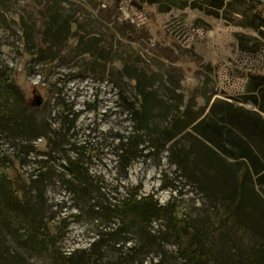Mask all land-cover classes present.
<instances>
[{
	"label": "rangeland",
	"instance_id": "rangeland-1",
	"mask_svg": "<svg viewBox=\"0 0 264 264\" xmlns=\"http://www.w3.org/2000/svg\"><path fill=\"white\" fill-rule=\"evenodd\" d=\"M49 1L0 0V264H264V184L203 137L264 117V0H59L69 39L41 45Z\"/></svg>",
	"mask_w": 264,
	"mask_h": 264
},
{
	"label": "trees",
	"instance_id": "trees-1",
	"mask_svg": "<svg viewBox=\"0 0 264 264\" xmlns=\"http://www.w3.org/2000/svg\"><path fill=\"white\" fill-rule=\"evenodd\" d=\"M224 2L225 0L209 1V3H211L213 6H216L218 10H223L226 5ZM238 2L241 1L238 0ZM46 5H50V7L44 10L45 16H43V19L45 27L41 30L43 33H40V36L42 38L40 43L41 45H63L65 43L64 41L69 39V34L71 31V17L64 15V13L58 9L59 0H51ZM224 12L226 13V9H224ZM259 13L261 14V11H258V9H254L253 14L260 20H262L261 24H263L262 26L264 27V16H261ZM33 50L36 51L37 49L33 48ZM136 89L139 95V105L138 108H133V119L135 124V128L133 131L134 133L127 137L126 140H121L122 153L120 154V158L122 160V164L126 168L130 166L131 162L135 160L140 153H142L143 149H140V146L144 144L142 138L145 139V133H143V122L145 113L148 110L147 104H145V99L147 98V96L149 97V92H146L143 88L141 89L139 85H136ZM255 100L256 99H254V101ZM260 110L262 113H264V103L263 106H261ZM210 114H214L213 111H211ZM212 117L214 120V116ZM217 118L219 122L214 120V136H210L207 134H203L204 136H202L210 143L216 144L220 141L221 138L225 137L235 150V154L229 153V155L232 157H236V159L238 160H243L245 162L251 163L256 169L257 179L259 180L258 182L260 184H264V117L262 116V114L257 112H250L246 109L242 110L234 108L223 110V112H221V114L218 115ZM203 123L204 122L202 120L197 123V125H194L193 128L197 134H200L198 132V127H200ZM150 142L151 146L156 149V138L153 137ZM75 150L77 151L79 156L74 160L68 158V165L74 172L84 175V168L87 164V160L89 159H86L85 155H83V152L79 151L78 148H76ZM261 163H263V165ZM249 167L250 166L248 165V170ZM85 169L88 170V168ZM136 196L137 194L134 196V199L137 198ZM155 205L160 211L164 213L168 212L167 207L158 205L157 202H155ZM132 206H135V200L126 199L124 200V203L118 205L117 207L120 209H128Z\"/></svg>",
	"mask_w": 264,
	"mask_h": 264
},
{
	"label": "water",
	"instance_id": "water-1",
	"mask_svg": "<svg viewBox=\"0 0 264 264\" xmlns=\"http://www.w3.org/2000/svg\"><path fill=\"white\" fill-rule=\"evenodd\" d=\"M37 104H38V105L40 104V101H39V99H37Z\"/></svg>",
	"mask_w": 264,
	"mask_h": 264
}]
</instances>
